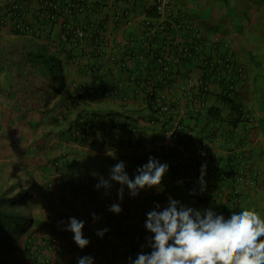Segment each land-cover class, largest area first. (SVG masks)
Segmentation results:
<instances>
[{"label":"crops","instance_id":"0c3cea01","mask_svg":"<svg viewBox=\"0 0 264 264\" xmlns=\"http://www.w3.org/2000/svg\"><path fill=\"white\" fill-rule=\"evenodd\" d=\"M178 1L166 0L157 20L148 16L157 0H24L27 34L14 30L17 21L0 25V63L5 64L0 66V185L11 186L14 195L25 190L28 199L29 225L11 264H41L46 257L55 264L78 263L82 257L93 258V264H132L152 250L147 213L167 208L171 198L228 219L235 211L228 194L240 175L244 195L236 213L254 209L264 218V65L256 61L264 50L263 44L257 47L264 21H255L249 6L250 14H243L244 7L238 13L237 0H199L189 7ZM179 11L187 14L186 24L162 36L171 42L163 49L172 50L171 67L163 69L158 61L154 66L149 52L162 43L151 46L149 39L162 24H174L165 20ZM195 37L205 39L207 53L227 39L228 52L245 71L242 101L255 113L252 127L239 123L243 115L230 106L219 80L206 78L211 88L203 93L200 66L175 56L177 46ZM47 53L63 62V87L51 82L40 62ZM189 89L193 100L185 96ZM211 108L219 114H211ZM79 120L99 121L96 136L83 145L70 131ZM179 123L196 138L185 135V148L175 154L163 141L166 128ZM212 130L221 139L215 145L226 153L220 160L206 157L200 142L216 140L209 136ZM150 157L168 165L159 188L132 196L127 186L110 180L120 162L134 180ZM101 178L111 187H97ZM107 201L122 211L102 210ZM70 218L84 223L89 241L84 249L67 230ZM105 229L103 236L97 234ZM54 238L59 250L51 246Z\"/></svg>","mask_w":264,"mask_h":264},{"label":"clouds","instance_id":"9594fccd","mask_svg":"<svg viewBox=\"0 0 264 264\" xmlns=\"http://www.w3.org/2000/svg\"><path fill=\"white\" fill-rule=\"evenodd\" d=\"M21 1V12L25 17L23 11L24 0ZM11 19L12 20L10 21H13V18ZM0 25L7 27V23L4 24L0 22ZM14 30L19 34H22L23 32L17 29L16 26L14 27ZM26 31L28 32L29 29L27 28ZM81 31L84 32L85 36V31ZM195 39L205 43L204 38L199 37V39H197V37H195L192 40ZM220 41L228 43L227 39H222ZM186 43H189V41L185 42L184 45ZM228 47L223 49V51L231 54L228 52ZM176 50L177 52L175 53V56L177 58L182 61L195 62L200 66L203 72V78L200 80V83L202 81L207 82L206 78L208 77H214L216 80H219L224 89H226L224 95L230 106L237 109L234 107L232 101L235 102L236 99V101L240 104L242 102L241 105L243 109L252 115L253 121H245L242 117L239 123H245L248 128L252 127V125L256 123V116L253 109L251 110L248 106H246L239 95L240 91L243 90L244 87L241 81L245 79V71L243 66L237 60L238 66L242 68V73L235 81L238 92H236L234 99L229 96L228 82L224 77L217 73L208 75L205 72V69L198 62L189 61L185 58V60H183L182 55L179 54L180 46L177 47ZM171 51L172 50H170V52ZM212 52H209L208 54L212 55ZM209 88H211L210 85ZM201 89L202 87H200V90ZM209 90L201 91L203 93H207ZM241 114L243 115L244 112L241 111ZM187 128L190 129L189 127ZM212 132H214V130L210 132L209 136H211L212 139L217 138L212 136ZM191 138H196L195 133ZM200 140L202 145L203 142H205L204 138ZM220 140L221 139L219 137L216 140H210L209 145H211L212 148H210L208 152L203 148L205 156L207 155L206 157H213L214 155L219 160L220 158L223 159L222 157L226 153L221 146L215 145L217 143L219 144ZM168 151L172 152L170 150ZM216 151H221V153L216 155ZM231 154H234V151ZM215 170L216 169H214V171ZM217 171L219 172V170ZM137 172L138 174L135 176L134 180L130 179L125 171L124 163L120 162L111 169L110 180L115 181L122 186H127L131 195L136 196L138 195L139 190H143L145 188H159L162 185L163 177L168 172V165L166 163L162 164L155 158L150 157L145 165L137 169ZM225 174L226 172L224 171L219 172L220 177H224ZM243 179L244 178L241 175L235 177L233 185L234 189L230 194H228L230 195L229 202L235 209L231 217L228 219H225L223 215H218L211 209L201 212L190 207L180 205L179 202L171 198L167 208L161 211H150L147 213L146 228L150 233L154 234L149 244V247L152 250L149 254H138L132 264H264V239H261L264 237V218H262L260 213L256 212L254 209H242L236 213L239 206L243 203ZM201 183H203V179H201ZM101 185L106 188L111 187L109 180H105L103 178H101L100 184L97 185V187H100ZM123 191V187H121L119 192L121 200L123 199ZM157 207L159 206L157 205ZM110 210L116 214H119L122 211L118 204L111 205ZM83 229L84 223L82 221H79L76 218H70L67 230L74 234V241L81 249H84L89 245V241L83 236ZM105 231H107V229L98 232L97 234L103 236ZM78 264H93V258H79Z\"/></svg>","mask_w":264,"mask_h":264},{"label":"built area","instance_id":"2783aa9c","mask_svg":"<svg viewBox=\"0 0 264 264\" xmlns=\"http://www.w3.org/2000/svg\"><path fill=\"white\" fill-rule=\"evenodd\" d=\"M166 5V0H157V7L161 13L164 12ZM22 1L21 0H2L0 2V22L6 24L7 21L12 20L17 21L16 22V28L23 31L26 30L27 27L24 24V16L22 15ZM186 24V22L184 23ZM184 25H182L183 27ZM177 28H181L178 27ZM80 36H84V32H80ZM199 39V37H197ZM205 43L200 40H192L189 41V43H186L184 46L180 48L179 54L182 55L183 58L189 61H196L198 62L204 69L205 72L208 75H212V73H217L220 76L224 77L228 82V89H229V96L230 98H234L236 96V92H238V88L235 85V81L238 78L239 75L242 73V68L238 66V63L234 56L232 54H228L223 49H226L228 47L227 42L219 41L213 46V52L212 55H209L204 50ZM171 52L170 50H166V52L159 58L160 65L163 69H169L171 67ZM200 87H202V91H208L209 84L205 81H202L200 83ZM185 96L189 100H193L194 98V92L192 90H187L185 92ZM234 104V107L237 109H240L244 112L243 119L245 121H253V117L250 113L246 112L242 105L236 101H232ZM164 110L169 111L171 110V106L169 104L164 105ZM80 122L84 123L86 125V132L81 133V131H74L73 132V138L75 141L83 145L85 142L89 141L93 137L96 136L98 132V123L97 121L95 123L88 122L86 120H80ZM193 137L194 133L192 130L188 129L187 126L184 124H176V125H170L166 128L165 131V139L163 141V145L166 146V148L173 153H179L184 148L185 145L182 143V138L184 136ZM74 141V142H75ZM203 148L208 152L210 148H212L211 145L206 144L203 142L202 144ZM221 151H216L215 154L219 155ZM208 154V153H207ZM99 204V202H98ZM101 206L105 207H111L110 201H107L103 204H100ZM59 239L54 238L51 241V246L56 248V250H59ZM41 264H55L54 261L50 257H46L41 260ZM78 264V263H74Z\"/></svg>","mask_w":264,"mask_h":264},{"label":"trees","instance_id":"16d2710c","mask_svg":"<svg viewBox=\"0 0 264 264\" xmlns=\"http://www.w3.org/2000/svg\"><path fill=\"white\" fill-rule=\"evenodd\" d=\"M1 1L2 0H0V2ZM220 2L225 3V2H230V1L220 0ZM241 2L243 3L242 0ZM74 7H76V5ZM243 14H245V11ZM148 16L154 17V19H157V20L161 18L162 15L157 7V4H155L148 11ZM172 16L174 15L171 14L169 18ZM165 21H175V23L172 24V22H166L162 24L160 29L157 30L155 36H151V38L149 39L151 41V46H153L154 43H160V42L162 43L160 48L151 49L149 52L148 58L152 57L150 63H153L154 66L158 63L157 62L158 59L165 53V51L163 50L165 48V45L171 44V42H169L168 39L166 42L165 38H162V36L166 37L167 34L172 30V27L177 28L178 26L182 28V25L186 21H188L187 14L183 13V11H179L175 19H172V20L167 19ZM22 34H27V31L23 30ZM153 53H154V56H153ZM183 60L185 59L183 58ZM40 62H42L44 64V67L50 72L51 76H49V78L51 79V82H61V87H63L64 77H63L62 60L47 53L46 55L44 54L40 56ZM0 66H3L4 68L3 62L0 63ZM58 76L60 78H58ZM223 92H226V89H224ZM210 112L211 114L214 113L216 116L219 114L218 112H214L213 108L210 109ZM70 131H72V133L74 131H81V133H84L86 132V125L80 121H77L73 125V127L70 129ZM10 190H11V186H5L4 184L0 185V264H11L12 263L13 261L12 257L14 256V253L16 255L18 243H19L20 238L22 237V233L24 229L27 228L29 225V222L27 223V219L24 218L25 213L19 212L20 208L22 207L24 208L25 205H27L28 199L25 196L27 191L25 193V190H23L16 195H13V194L10 195ZM101 209L108 210L110 208L101 206ZM137 244L134 243L135 248H137Z\"/></svg>","mask_w":264,"mask_h":264},{"label":"rangeland","instance_id":"374dc122","mask_svg":"<svg viewBox=\"0 0 264 264\" xmlns=\"http://www.w3.org/2000/svg\"><path fill=\"white\" fill-rule=\"evenodd\" d=\"M215 1H217V2L219 1L220 2V0H215ZM242 1H243V3L241 2V0H238L237 1L238 3L236 4V9H237V11L239 10L238 13H241L243 7H248L249 6V7H252L253 10L255 9V11H256L255 17H258V19L255 20V21H264V0H242ZM178 2H181L182 5H185V6L189 7V4L190 3H192V2L198 3L199 0H179ZM240 6H241V8L239 9ZM248 10L249 9H246V8L244 9L245 14L248 13ZM248 14H250V13H248ZM259 38L260 39H259V41L257 43V47H260L263 44L261 47H263V49H264V36L261 35ZM259 51L260 52L257 55L258 57H257V60L256 61H257L258 65H259V67H261V66L264 65V50L261 49ZM22 60L23 59H21V61ZM2 62H3V65L5 66L4 61H2ZM242 92H243V90L240 91V94H239L240 95V98H242ZM241 104H242V102H241ZM203 138H204V141L207 144L210 143V140H211L210 138H207V137H203ZM0 182H4V181L1 180ZM6 188H8V187H6ZM12 194H13V191L10 190V195H12ZM26 209H27L26 206L24 208L22 207V208H20L19 212L20 213H23L24 212L25 213L24 216H27Z\"/></svg>","mask_w":264,"mask_h":264}]
</instances>
